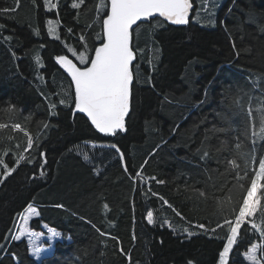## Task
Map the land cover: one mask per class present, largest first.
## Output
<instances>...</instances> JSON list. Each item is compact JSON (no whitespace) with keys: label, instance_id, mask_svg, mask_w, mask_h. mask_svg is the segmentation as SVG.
I'll use <instances>...</instances> for the list:
<instances>
[{"label":"trees","instance_id":"1","mask_svg":"<svg viewBox=\"0 0 264 264\" xmlns=\"http://www.w3.org/2000/svg\"><path fill=\"white\" fill-rule=\"evenodd\" d=\"M72 2L59 0L58 12H47L43 0H36L39 7L21 0L19 11L0 15V24L6 26L0 29V123L9 125L0 130V152L9 150L4 157L9 166L19 153L32 160L22 162L0 185V242L9 230L13 233L17 214L29 203L41 212L32 220V229L39 231L47 224L62 234L54 253L40 261L31 256L24 239L9 238L6 248L19 260L8 255L0 258V264H129L118 243L130 252V264H186L188 260L218 264L227 228L217 224L233 218L231 210L239 193L236 181L225 173L228 153L218 157L213 153V158L201 161L195 149L206 129L226 126L222 117L231 128L212 135V143L217 135L233 140L242 125L240 116L230 114L239 110L238 105L247 109L251 98L254 109L264 107V31L259 25L264 0H194L195 12L187 25L164 22L150 35V25L144 24L135 31L134 43L141 49L134 61L139 80L133 84L128 131L115 137L99 133L84 114L73 116L72 108L58 104L60 98L71 100L63 95L71 89L70 78L54 57H72L67 45L78 54L86 47L90 59L102 32L103 13L95 15L99 0H85L79 10L71 7ZM12 4L13 0H0V8ZM48 19L62 21L60 40L47 33ZM90 23L93 26L86 28ZM82 30L86 43L78 40ZM205 94L206 102L200 104ZM45 96L57 102L59 115L49 116ZM10 105H15V111L5 112ZM17 122L34 140L39 133L30 152H24L25 133L11 127ZM41 122L55 127L44 130ZM239 135L244 141L242 131ZM88 142L111 147L91 150ZM244 143L248 150L251 145ZM112 145L123 151L124 161ZM262 147L256 144L258 153ZM41 153L46 154V164ZM124 163L129 173H141L135 183L125 173ZM42 165L46 174L40 177ZM33 175L35 180L30 179ZM60 203L64 209L54 207ZM148 211L168 221V226L149 225ZM200 224L215 232L206 233ZM257 241L264 244L258 234L239 243L230 264H250L245 251Z\"/></svg>","mask_w":264,"mask_h":264},{"label":"snow or ice","instance_id":"2","mask_svg":"<svg viewBox=\"0 0 264 264\" xmlns=\"http://www.w3.org/2000/svg\"><path fill=\"white\" fill-rule=\"evenodd\" d=\"M31 2L34 7H39L36 0H31ZM84 4L85 0H73L71 7L79 10ZM43 6L47 12L53 10L58 12L59 0H43ZM20 8L21 0H13L12 6L0 8V15H10L19 11ZM193 9L192 0H99L95 15L101 16L103 13L102 18L99 20L102 32L96 37L100 43L94 48V55L89 59L85 55L88 52L86 47L83 52L78 54L76 48L66 45L67 52L73 58H76L78 62H74L67 54H58L54 57L56 64L70 77L69 88L71 91H64L63 95L71 96V100L60 98L58 104L72 108L73 116L76 113L84 114L90 125L101 134L115 137L120 133H126L128 131L127 121L130 119V113L132 112L133 84L134 81L139 80L138 69L134 71V61L137 60V54L141 51L138 43H134L136 28L148 24L150 25L149 33L151 35L156 28L163 27L164 22H170L174 25H187ZM76 18H79V12ZM154 20L157 22L153 23ZM61 23L62 21L58 19L47 20V33L56 40L61 39L57 35ZM259 25L260 30L264 31V18L259 20ZM92 26L90 23L86 25V28L90 29ZM5 27L4 24H0V29ZM67 33L73 34V29L67 28ZM39 34L37 30L36 35L39 36ZM7 39L10 40L11 37L9 36ZM78 40L86 43V33L83 30L78 34ZM12 55L15 57L16 53L12 52ZM36 62L40 63L39 57H37ZM41 95L44 94L41 93ZM54 95L60 96L61 93H54ZM44 98L49 101V116L59 115L56 111L57 102H52L48 96ZM205 102L206 94L205 99H202L199 103L204 104ZM238 108L237 112L230 114L240 116L242 125L231 142L220 139L217 135V142L212 143V135L226 133L231 128V123L227 118L222 117L226 126L218 127L214 124L210 129H206L201 134L202 139L195 149V154L201 161L213 158V153L218 157L220 153L227 152L228 155L224 158L225 173L231 174L236 181L234 187L239 193V200L231 210L233 218H225L222 224H217V228H227L226 242L218 253V264H230L233 249L236 248L239 251V243L249 240L251 236L258 234L259 237L264 238V147L261 148L259 153L256 150L258 142L264 144V107L254 109L251 106L250 98L247 109L242 105H238ZM4 111L14 112L15 105H10ZM254 112L256 113L255 116L253 115ZM217 115L220 114L217 113ZM41 124L44 130L55 127V125H50L48 122H41ZM8 127L7 123H0V130ZM11 127L25 133L27 139L24 152H30L34 145L38 143L39 133L34 140L30 133L25 132L21 123H13ZM240 131L243 133L244 141L251 145L248 150H245V143L239 135ZM91 146L94 147L95 145ZM112 147L116 150L120 160L124 161L123 151L116 145H112ZM8 154V149L0 152V168H3V172H0V185H3L8 177L17 171L22 162L32 163L31 159H28L23 153H19L16 155L13 165L9 166L4 159ZM41 156L43 157V164H46V154L41 153ZM84 159L88 161L89 157L85 154ZM219 162V159H217V163ZM122 166L134 183L136 178L141 176L139 171L134 175L129 173L126 163ZM45 174L42 165L39 175L43 177ZM36 178V175L30 177L32 180ZM158 183L164 182L158 181ZM148 191L151 192L150 187ZM152 195L157 194L152 193ZM200 195H204V193L201 192ZM164 203L167 204V201H164ZM54 207L64 209L65 205L60 203L54 205ZM104 207L107 208V204ZM17 215L22 221V224L18 226L19 232L13 234L9 230V233L5 235L4 241L0 242V258L11 255L14 261H18L19 258L15 252H8L6 242L9 238L19 241L22 237H27L28 243L32 246V254L37 259H41V254L51 249L52 242L59 238V233L49 229V244L46 249L38 243L45 236V233L33 231L29 228V221L33 217H39L41 215L40 210L33 203H29L23 214ZM146 220L149 225L156 224L152 211L147 212ZM198 227L206 229L203 224L198 225ZM97 231L100 232L99 229ZM207 232L214 233L215 229H206ZM100 234L103 236L109 235L105 232H100ZM113 239L118 238L113 237ZM132 239L133 241L136 240L135 234H133ZM118 251L126 257L130 264L132 259L130 252L125 251L122 244L119 243ZM245 256L250 264H264V244L250 243L246 248ZM186 264H196V261L188 260Z\"/></svg>","mask_w":264,"mask_h":264},{"label":"rangeland","instance_id":"3","mask_svg":"<svg viewBox=\"0 0 264 264\" xmlns=\"http://www.w3.org/2000/svg\"><path fill=\"white\" fill-rule=\"evenodd\" d=\"M194 20H195V18H194ZM46 24H47V22H46ZM138 29L139 28H136V31H138ZM135 33V32H134ZM101 145L100 144H98V145H96V146H94V147H92L91 145L89 146L90 148H91V150H94V149H106L105 147H100ZM86 153V152H85ZM90 157H91V153H90ZM142 183H145V180H143V182ZM154 218H155V216H154ZM156 219V224L158 223H161L162 225H166V226H168V221H165V220H162L161 218H155ZM31 221V220H30ZM30 221H29V228H30V230H32V228L30 227ZM163 221V222H162ZM22 224V221L19 219V222H18V225H17V229H16V232H15V234L16 233H18L19 232V227L18 226H20ZM155 224V225H156ZM154 226V225H153ZM49 229H51V228H47V230L44 232L45 233V236L38 242L39 244H41L42 246H44L46 249H47V246H48V244H49V240H48V235H49ZM58 233H59V238L57 239V240H59V239H61V233L59 232V231H57ZM22 238H26L27 239V237H22ZM56 240V241H57ZM56 241H54V242H52V246H51V249H48V250H46L45 252H43L42 254H41V259L42 258H44V257H46V256H50V255H52V253H53V248H54V243L56 242ZM256 243H259V242H256ZM30 252H31V255L32 256H34L33 254H32V246L30 245ZM35 257V256H34ZM36 258V257H35ZM37 259V258H36ZM245 259H246V256H245ZM246 261H247V259H246ZM247 262H249V261H247ZM250 263V262H249Z\"/></svg>","mask_w":264,"mask_h":264},{"label":"water","instance_id":"4","mask_svg":"<svg viewBox=\"0 0 264 264\" xmlns=\"http://www.w3.org/2000/svg\"><path fill=\"white\" fill-rule=\"evenodd\" d=\"M194 10V9H193ZM192 14V13H191ZM191 14H190V16H191ZM167 23H169V24H171L170 22H167ZM171 25H173V26H178V25H174V24H171ZM135 27V26H134ZM77 114V113H76Z\"/></svg>","mask_w":264,"mask_h":264}]
</instances>
